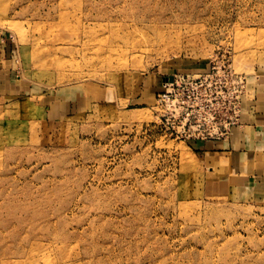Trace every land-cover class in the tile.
<instances>
[{
	"label": "rangeland",
	"instance_id": "1",
	"mask_svg": "<svg viewBox=\"0 0 264 264\" xmlns=\"http://www.w3.org/2000/svg\"><path fill=\"white\" fill-rule=\"evenodd\" d=\"M211 67L235 131L264 93V0H0V264H264L263 180L157 108Z\"/></svg>",
	"mask_w": 264,
	"mask_h": 264
},
{
	"label": "built area",
	"instance_id": "2",
	"mask_svg": "<svg viewBox=\"0 0 264 264\" xmlns=\"http://www.w3.org/2000/svg\"><path fill=\"white\" fill-rule=\"evenodd\" d=\"M178 77L163 84L165 94L157 105L162 116L176 123L175 132L181 130L190 144L227 141L241 111L235 95L236 77L229 67H211L196 76Z\"/></svg>",
	"mask_w": 264,
	"mask_h": 264
},
{
	"label": "crops",
	"instance_id": "3",
	"mask_svg": "<svg viewBox=\"0 0 264 264\" xmlns=\"http://www.w3.org/2000/svg\"><path fill=\"white\" fill-rule=\"evenodd\" d=\"M245 111L246 113L241 119L242 127L233 131L229 140L226 142L200 143L197 145V150L205 151L203 154L218 166H226L227 164L237 167L249 161L248 166L253 167L252 170H255L251 171L253 177L256 174L252 179L255 186L257 177L263 180L264 183V161H255L254 152H252L253 149L258 148L264 142V93L257 95L249 105V109ZM214 154L221 155L216 156ZM234 177L236 179V174ZM260 186L264 188V184Z\"/></svg>",
	"mask_w": 264,
	"mask_h": 264
},
{
	"label": "water",
	"instance_id": "4",
	"mask_svg": "<svg viewBox=\"0 0 264 264\" xmlns=\"http://www.w3.org/2000/svg\"><path fill=\"white\" fill-rule=\"evenodd\" d=\"M167 80L171 82L172 81V77H169V79H167Z\"/></svg>",
	"mask_w": 264,
	"mask_h": 264
},
{
	"label": "bare ground",
	"instance_id": "5",
	"mask_svg": "<svg viewBox=\"0 0 264 264\" xmlns=\"http://www.w3.org/2000/svg\"><path fill=\"white\" fill-rule=\"evenodd\" d=\"M163 84H164V82H163Z\"/></svg>",
	"mask_w": 264,
	"mask_h": 264
}]
</instances>
